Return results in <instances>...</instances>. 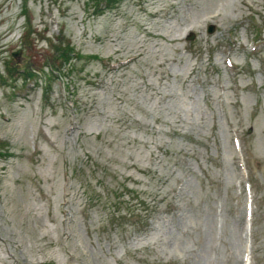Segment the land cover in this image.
Returning a JSON list of instances; mask_svg holds the SVG:
<instances>
[{
  "label": "rangeland",
  "instance_id": "rangeland-1",
  "mask_svg": "<svg viewBox=\"0 0 264 264\" xmlns=\"http://www.w3.org/2000/svg\"><path fill=\"white\" fill-rule=\"evenodd\" d=\"M247 255L264 264V0H0V264Z\"/></svg>",
  "mask_w": 264,
  "mask_h": 264
},
{
  "label": "trees",
  "instance_id": "trees-1",
  "mask_svg": "<svg viewBox=\"0 0 264 264\" xmlns=\"http://www.w3.org/2000/svg\"><path fill=\"white\" fill-rule=\"evenodd\" d=\"M62 56H64V63L66 64V63H68L69 62V59H70V54L68 53V52H63L62 53ZM23 72L25 71V72H28L29 73V70H27V69H24V68H22L21 69ZM31 72V71H30ZM53 72V71H52ZM32 74V73H31Z\"/></svg>",
  "mask_w": 264,
  "mask_h": 264
},
{
  "label": "water",
  "instance_id": "water-1",
  "mask_svg": "<svg viewBox=\"0 0 264 264\" xmlns=\"http://www.w3.org/2000/svg\"><path fill=\"white\" fill-rule=\"evenodd\" d=\"M214 32H215V27H214V26H209V28H208V33H209V34H212V33H214ZM187 40H194V35L191 34V35L187 38ZM17 55H19V53H18V54H15L14 56H17Z\"/></svg>",
  "mask_w": 264,
  "mask_h": 264
},
{
  "label": "bare ground",
  "instance_id": "bare-ground-1",
  "mask_svg": "<svg viewBox=\"0 0 264 264\" xmlns=\"http://www.w3.org/2000/svg\"><path fill=\"white\" fill-rule=\"evenodd\" d=\"M248 222H249V221H248ZM246 231H247V232L249 231V224L246 226ZM247 258H248V255L245 256V262H246V264H247Z\"/></svg>",
  "mask_w": 264,
  "mask_h": 264
}]
</instances>
